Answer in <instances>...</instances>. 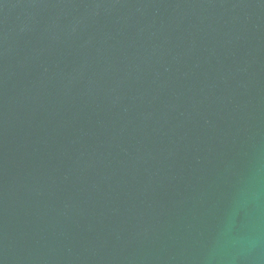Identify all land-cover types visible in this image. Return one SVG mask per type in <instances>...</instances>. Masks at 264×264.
Masks as SVG:
<instances>
[{
  "label": "water",
  "instance_id": "1",
  "mask_svg": "<svg viewBox=\"0 0 264 264\" xmlns=\"http://www.w3.org/2000/svg\"><path fill=\"white\" fill-rule=\"evenodd\" d=\"M0 264H264V0H0Z\"/></svg>",
  "mask_w": 264,
  "mask_h": 264
}]
</instances>
